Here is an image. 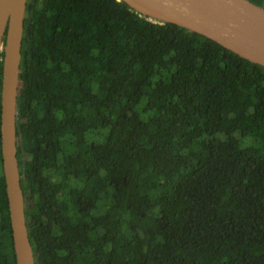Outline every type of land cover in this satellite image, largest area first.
<instances>
[{
    "label": "trees",
    "instance_id": "1",
    "mask_svg": "<svg viewBox=\"0 0 264 264\" xmlns=\"http://www.w3.org/2000/svg\"><path fill=\"white\" fill-rule=\"evenodd\" d=\"M25 13L16 156L35 264H264V66L122 0ZM0 264H16L1 135Z\"/></svg>",
    "mask_w": 264,
    "mask_h": 264
},
{
    "label": "water",
    "instance_id": "2",
    "mask_svg": "<svg viewBox=\"0 0 264 264\" xmlns=\"http://www.w3.org/2000/svg\"><path fill=\"white\" fill-rule=\"evenodd\" d=\"M26 1L0 0L1 157L16 264H35L16 156V114L21 88L19 66ZM122 1L149 19L185 27L264 66V6L250 0Z\"/></svg>",
    "mask_w": 264,
    "mask_h": 264
},
{
    "label": "flooded vegetation",
    "instance_id": "3",
    "mask_svg": "<svg viewBox=\"0 0 264 264\" xmlns=\"http://www.w3.org/2000/svg\"><path fill=\"white\" fill-rule=\"evenodd\" d=\"M16 130H17V135H19V134H20V132H19V130L17 129V127H16Z\"/></svg>",
    "mask_w": 264,
    "mask_h": 264
},
{
    "label": "rangeland",
    "instance_id": "4",
    "mask_svg": "<svg viewBox=\"0 0 264 264\" xmlns=\"http://www.w3.org/2000/svg\"><path fill=\"white\" fill-rule=\"evenodd\" d=\"M2 48H3V46L1 45V47H0V52L2 51Z\"/></svg>",
    "mask_w": 264,
    "mask_h": 264
}]
</instances>
